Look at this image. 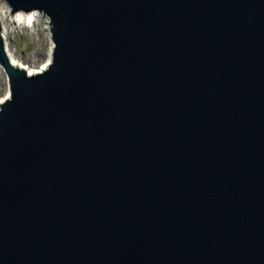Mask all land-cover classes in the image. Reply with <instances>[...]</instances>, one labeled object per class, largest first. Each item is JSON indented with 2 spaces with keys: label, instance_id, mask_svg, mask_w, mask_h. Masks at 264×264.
I'll list each match as a JSON object with an SVG mask.
<instances>
[{
  "label": "water",
  "instance_id": "95a60500",
  "mask_svg": "<svg viewBox=\"0 0 264 264\" xmlns=\"http://www.w3.org/2000/svg\"><path fill=\"white\" fill-rule=\"evenodd\" d=\"M0 264H264V0H0Z\"/></svg>",
  "mask_w": 264,
  "mask_h": 264
},
{
  "label": "rangeland",
  "instance_id": "374dc122",
  "mask_svg": "<svg viewBox=\"0 0 264 264\" xmlns=\"http://www.w3.org/2000/svg\"><path fill=\"white\" fill-rule=\"evenodd\" d=\"M3 23L4 43L12 58L24 68H39L48 57L51 42L46 29V19L40 15L31 24L11 23L6 17ZM7 79L0 69V101L5 96ZM4 99V98H3Z\"/></svg>",
  "mask_w": 264,
  "mask_h": 264
},
{
  "label": "bare ground",
  "instance_id": "6f19581e",
  "mask_svg": "<svg viewBox=\"0 0 264 264\" xmlns=\"http://www.w3.org/2000/svg\"><path fill=\"white\" fill-rule=\"evenodd\" d=\"M40 16L38 13L36 12H33V11H29V12H25V13H22V12H14V14H10L9 12V9L6 7V6H3L0 5V33H1V36H2V42L5 46V49H6V53L7 55L9 56V59L12 63H14L15 65H17L18 67H21L25 70L26 74H33V73H38L40 70H42L47 62H48V57L47 59L45 60V62L40 65V67L38 68H35V69H29V68H24L23 66H21L17 61H15L11 55H9L8 51H7V47H6V44L4 43V40H3V37H4V34L5 33H2L3 32V23H2V16L5 18H7L11 23H17V24H23L25 25V23H27L31 18H34V17H37ZM44 19V18H43ZM31 21V20H30ZM46 30V29H45ZM48 32V31H47ZM51 46V45H50ZM49 51V50H48ZM7 90V89H6ZM8 94V90L6 91V93L4 94L5 96L3 97L4 99L6 98ZM2 98V99H3Z\"/></svg>",
  "mask_w": 264,
  "mask_h": 264
}]
</instances>
